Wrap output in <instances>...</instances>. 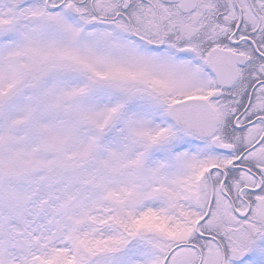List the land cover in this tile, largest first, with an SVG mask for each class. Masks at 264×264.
<instances>
[{"label":"snow or ice","instance_id":"obj_1","mask_svg":"<svg viewBox=\"0 0 264 264\" xmlns=\"http://www.w3.org/2000/svg\"><path fill=\"white\" fill-rule=\"evenodd\" d=\"M0 264H264V0H0Z\"/></svg>","mask_w":264,"mask_h":264}]
</instances>
